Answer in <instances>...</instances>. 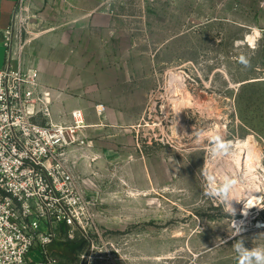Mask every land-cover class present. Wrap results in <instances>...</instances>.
<instances>
[{
    "label": "rangeland",
    "instance_id": "374dc122",
    "mask_svg": "<svg viewBox=\"0 0 264 264\" xmlns=\"http://www.w3.org/2000/svg\"><path fill=\"white\" fill-rule=\"evenodd\" d=\"M108 1L119 35L133 39L148 103L123 145L96 161L86 184L79 178L100 233L90 245L61 230L59 263L238 264L237 240L264 246V200L249 216L240 210L251 193L264 196V0ZM44 20L23 0L13 53ZM215 132L233 142L232 155L209 156ZM224 175L237 180L235 215L207 194L209 176L219 184ZM233 221L243 228L236 236ZM42 257L33 249L27 264Z\"/></svg>",
    "mask_w": 264,
    "mask_h": 264
},
{
    "label": "built area",
    "instance_id": "2783aa9c",
    "mask_svg": "<svg viewBox=\"0 0 264 264\" xmlns=\"http://www.w3.org/2000/svg\"><path fill=\"white\" fill-rule=\"evenodd\" d=\"M12 29L5 34L10 48ZM8 51V64L0 67V264H27L33 248L43 255L38 264H60L49 245L61 230L71 239L80 232L90 245L92 234L100 233L69 161L71 150L89 145L87 121L77 108L71 122H54L39 70L13 66Z\"/></svg>",
    "mask_w": 264,
    "mask_h": 264
},
{
    "label": "crops",
    "instance_id": "0c3cea01",
    "mask_svg": "<svg viewBox=\"0 0 264 264\" xmlns=\"http://www.w3.org/2000/svg\"><path fill=\"white\" fill-rule=\"evenodd\" d=\"M29 1L45 20L19 53L14 51L11 63L39 70L42 86L50 91L54 122H71L74 109L84 112L89 145L71 150L69 161L86 184L85 174L93 171L97 160L111 156L114 146L123 145L127 127L141 119L150 87L134 72L133 39L119 35L111 2ZM18 2L0 0V67L8 64V50L12 51L5 34L13 24ZM49 249L56 256L63 254L55 242Z\"/></svg>",
    "mask_w": 264,
    "mask_h": 264
},
{
    "label": "clouds",
    "instance_id": "9594fccd",
    "mask_svg": "<svg viewBox=\"0 0 264 264\" xmlns=\"http://www.w3.org/2000/svg\"><path fill=\"white\" fill-rule=\"evenodd\" d=\"M241 63H243L246 67L248 66V61L243 58H241ZM177 123L178 121L176 120V125ZM208 140L210 144L209 156L211 158H223L233 154V142L225 139L221 132H215L208 138ZM209 181L210 184L207 194L211 198L219 200L222 205L228 208L230 214L235 215V209L232 206V201L236 199L232 197V193L237 184V180L234 177L224 175L219 184L216 183L212 176H209ZM251 199L264 200V196H260L259 198L252 196ZM243 200L246 201L244 204L246 212L248 208L253 206L251 205L250 199ZM232 229H234V231L231 232V235L233 236L239 235L243 230L242 226L238 225L235 221H233ZM233 248L237 254L238 264H264V246H257L249 249L245 247L244 241L241 239L235 242Z\"/></svg>",
    "mask_w": 264,
    "mask_h": 264
},
{
    "label": "bare ground",
    "instance_id": "6f19581e",
    "mask_svg": "<svg viewBox=\"0 0 264 264\" xmlns=\"http://www.w3.org/2000/svg\"><path fill=\"white\" fill-rule=\"evenodd\" d=\"M173 73V72H172ZM171 78V77H170ZM176 80V79H175ZM181 82H183V81H181ZM179 83V82H178ZM180 85V84H179ZM180 88H178V86H177V90H179ZM189 91V90H188ZM169 92H170V90H169ZM177 92H179V91H177ZM182 92V91H181ZM187 93V92H186ZM169 94V93H168ZM181 95V94H180ZM170 96V95H169ZM186 98V97H185ZM184 98V99H185ZM186 101V100H185ZM192 102V101H191ZM183 103V102H182ZM182 103H176V105H177V107L178 108H180L181 107V105H182ZM190 103V102H189ZM193 103V102H192ZM186 104V103H185ZM184 106V105H183ZM168 108V107H167ZM177 109V108H176ZM180 112L178 113V115L181 113V110H179ZM168 112V111H167ZM183 112V111H182ZM179 121H180V119H179ZM243 146V145H242ZM245 149V148H244ZM253 162V161H252ZM232 164V163H231ZM241 164H243V163H241ZM238 165V164H237ZM252 165L249 163V165H248V167H251ZM248 170H251V169H248ZM241 171V170H240ZM252 171V170H251ZM221 173V172H220ZM238 173V172H237ZM257 173V172H256ZM255 175V174H254ZM238 176V175H237ZM246 176V175H245ZM256 176V175H255ZM244 178V177H243ZM245 184V183H244ZM240 186H242V185H240ZM242 188V187H241ZM253 191V190H252ZM251 193V192H250ZM252 196H255V197H257V196H259V195H255L254 193H251L250 195H249V198L248 199H250L251 200V205L253 206V207H251V208H248L247 210H246V212H245V209H244V205L240 208V210H242V215H248L249 216V214H250V212H251V209L252 208H254L256 205H258V200H255V199H251V197ZM247 219V218H246ZM238 222H239V224L243 221L242 219H238L237 220ZM236 221V222H237ZM245 222V221H244Z\"/></svg>",
    "mask_w": 264,
    "mask_h": 264
}]
</instances>
